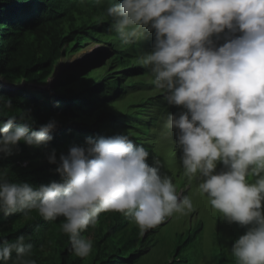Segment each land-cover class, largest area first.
I'll use <instances>...</instances> for the list:
<instances>
[{
    "label": "clouds",
    "instance_id": "9594fccd",
    "mask_svg": "<svg viewBox=\"0 0 264 264\" xmlns=\"http://www.w3.org/2000/svg\"><path fill=\"white\" fill-rule=\"evenodd\" d=\"M105 11L122 47L143 37L145 44L153 41L149 53L132 50L138 63L128 79L140 83L120 102L142 104L132 113H140L138 124L147 128L144 144L126 133L86 138L85 146L60 155L62 182L38 188L9 183L0 173V212L28 218L36 210L45 221L64 217L61 229L73 253L87 257L93 241L82 233L97 225L101 212L130 216L144 231L192 211L191 198L177 193L186 185L176 188L175 172L162 174L156 160L163 146L173 147L182 152L177 161L184 175L201 180L199 191L212 208L229 223L251 225L230 249L237 264H264V0H112ZM104 46L110 59L111 47ZM5 107H13L10 99ZM17 119L0 122L6 156L21 141L48 144L58 126L53 119L33 131L28 111L22 123ZM48 162L57 163L55 150ZM221 165L227 171L214 174ZM32 248L24 236L4 240L0 264L13 252L20 264H36L25 259Z\"/></svg>",
    "mask_w": 264,
    "mask_h": 264
},
{
    "label": "trees",
    "instance_id": "16d2710c",
    "mask_svg": "<svg viewBox=\"0 0 264 264\" xmlns=\"http://www.w3.org/2000/svg\"><path fill=\"white\" fill-rule=\"evenodd\" d=\"M111 2L0 0V122L16 116L17 124L22 123L19 117L28 111L33 131L53 119L58 124L48 144L33 147L21 141L12 155L0 153V173L6 172L3 178L9 183L38 188L62 182L56 172L60 155H67L72 146H85L89 137L126 133L137 145L144 144L141 118L132 113L142 104L120 102L137 92L135 85L140 83L128 79L138 63V54L132 50L149 53L153 41L145 44L143 37L136 45L122 47L106 16ZM91 42L111 47L112 56L104 65L67 72L51 90L39 87L47 84L57 60L79 53ZM9 99L12 108L5 107ZM139 129L141 133H135ZM53 150L56 164L48 162ZM63 221L64 217L45 221L36 210L28 218L20 212L7 216L0 212V243L24 236L25 243L33 245L25 259L36 264H135L152 248L153 236L162 225L141 231L130 216L101 212L97 225L82 233L93 241V251L81 258L73 253L69 236L61 229ZM249 227L238 224L229 232L216 264H237L230 249ZM181 252L178 248L166 264H186L179 258ZM7 264H20L15 252Z\"/></svg>",
    "mask_w": 264,
    "mask_h": 264
},
{
    "label": "rangeland",
    "instance_id": "374dc122",
    "mask_svg": "<svg viewBox=\"0 0 264 264\" xmlns=\"http://www.w3.org/2000/svg\"><path fill=\"white\" fill-rule=\"evenodd\" d=\"M106 47L90 44L76 55L57 60L54 73L48 78V84L45 85L44 90H51L61 75L74 71L75 68L95 70V68L102 66L105 60L109 59ZM123 102L126 103V100ZM138 115V117L141 116V114ZM140 127L143 132H147L146 127ZM162 149L163 152L158 153L162 156L157 155L158 158H156L161 163V173L172 174L175 172L171 179L175 187L180 188L186 185L180 188L177 193L189 196L193 203V209L183 215L174 213L172 216L166 217L153 236L152 248L135 264H166L172 260L173 254L177 252L178 248L182 250L179 258L185 259L186 264H216L221 248L225 244L223 242L228 237L229 232L238 226V223H229L222 217L221 213L212 208L207 195L199 191L200 179L195 177L189 179L184 175V169L182 166L180 167L177 161L181 159L182 152L175 153L173 147L167 151H165L164 146ZM220 164L222 163L220 162ZM222 171H227L224 165L216 168L214 174Z\"/></svg>",
    "mask_w": 264,
    "mask_h": 264
},
{
    "label": "water",
    "instance_id": "95a60500",
    "mask_svg": "<svg viewBox=\"0 0 264 264\" xmlns=\"http://www.w3.org/2000/svg\"><path fill=\"white\" fill-rule=\"evenodd\" d=\"M40 88H42V89H45V87H43V86H39Z\"/></svg>",
    "mask_w": 264,
    "mask_h": 264
},
{
    "label": "bare ground",
    "instance_id": "6f19581e",
    "mask_svg": "<svg viewBox=\"0 0 264 264\" xmlns=\"http://www.w3.org/2000/svg\"><path fill=\"white\" fill-rule=\"evenodd\" d=\"M233 244V243H232Z\"/></svg>",
    "mask_w": 264,
    "mask_h": 264
}]
</instances>
